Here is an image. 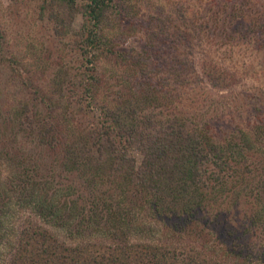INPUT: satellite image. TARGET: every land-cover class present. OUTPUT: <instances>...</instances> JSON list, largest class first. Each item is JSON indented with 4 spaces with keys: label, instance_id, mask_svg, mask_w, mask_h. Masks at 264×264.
Listing matches in <instances>:
<instances>
[{
    "label": "trees",
    "instance_id": "16d2710c",
    "mask_svg": "<svg viewBox=\"0 0 264 264\" xmlns=\"http://www.w3.org/2000/svg\"><path fill=\"white\" fill-rule=\"evenodd\" d=\"M129 1L43 0L58 35L71 31L76 14L82 17L75 33L85 53L79 98L85 102L78 104L87 124L65 141L64 117L53 116L54 104L44 102L50 110L42 121L30 110L25 117L38 144L57 152L56 166L73 174L79 186L53 187L49 178H39L37 163L22 166L13 188L42 224L29 222L8 237V195L0 190V263L6 256L3 264H264V242L257 259L244 256L217 233L205 232L197 218L198 213L217 217L225 202L227 207L241 202L252 235L264 241V124L218 142L208 125L185 112L156 109V90L139 62L128 63L139 75L100 74L99 53L126 56L107 32L126 13L132 15ZM71 83L67 77L62 88ZM104 83L110 92L100 95ZM1 153L0 147V161ZM170 218L180 220L179 233L192 230L208 237L206 245L209 237L215 243L200 252L156 238V224ZM106 234L111 242L102 245L98 237Z\"/></svg>",
    "mask_w": 264,
    "mask_h": 264
},
{
    "label": "rangeland",
    "instance_id": "374dc122",
    "mask_svg": "<svg viewBox=\"0 0 264 264\" xmlns=\"http://www.w3.org/2000/svg\"><path fill=\"white\" fill-rule=\"evenodd\" d=\"M128 4L134 5L132 15L126 13L116 21L114 30L107 32L117 44L114 48L125 50L126 60L116 53H99L95 65L100 74L139 75L128 64L139 62L156 90V109L167 114L171 110L180 115L185 112L195 123L208 125L218 142L239 134V130L252 133L254 124H264V0H130ZM44 5L43 0H0V190L8 195L5 223L10 238L29 222L42 224L22 205L13 188L22 166L37 163L39 178H49L53 187L79 186L73 174L56 166L57 152L38 144L37 134L25 117L30 110L36 121H42L50 110L44 102L54 104L53 116L64 117L60 122L65 141L84 122L87 124L84 109L78 104L85 102L79 99L85 53L75 33L82 17L76 14L71 31L58 35L51 8ZM141 48L145 52L140 54ZM67 77L72 83L63 89ZM105 86L99 88L100 95L110 92ZM44 96L49 99L44 101ZM227 205L225 202L215 211L217 217L198 213L197 218L205 232L210 229L233 250L242 249L244 256L257 259L264 241L252 235L245 205ZM164 220L156 224L154 233L167 243L188 245L201 252L215 241L209 237L206 245L208 237L192 230L179 233L180 220ZM98 238L102 245L111 242L108 234ZM207 252L203 254L206 258L211 254ZM231 257L225 258L228 263L234 262ZM6 259L4 256L0 264Z\"/></svg>",
    "mask_w": 264,
    "mask_h": 264
}]
</instances>
